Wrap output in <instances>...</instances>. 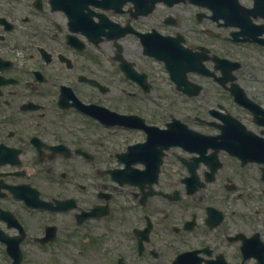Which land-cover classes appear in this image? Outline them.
I'll use <instances>...</instances> for the list:
<instances>
[{
  "label": "flooded vegetation",
  "instance_id": "af4514ba",
  "mask_svg": "<svg viewBox=\"0 0 264 264\" xmlns=\"http://www.w3.org/2000/svg\"><path fill=\"white\" fill-rule=\"evenodd\" d=\"M0 264H264V0H0Z\"/></svg>",
  "mask_w": 264,
  "mask_h": 264
}]
</instances>
